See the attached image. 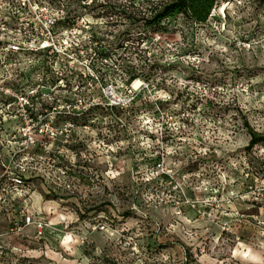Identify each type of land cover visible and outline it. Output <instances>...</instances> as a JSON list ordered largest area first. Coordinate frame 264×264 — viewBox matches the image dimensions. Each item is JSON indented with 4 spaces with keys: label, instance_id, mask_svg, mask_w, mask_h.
Returning <instances> with one entry per match:
<instances>
[{
    "label": "rangeland",
    "instance_id": "1",
    "mask_svg": "<svg viewBox=\"0 0 264 264\" xmlns=\"http://www.w3.org/2000/svg\"><path fill=\"white\" fill-rule=\"evenodd\" d=\"M52 1L90 20L95 41L50 64L67 72L58 105L73 109L49 123L75 129L39 136L63 157L32 161L29 206L56 230L30 246L79 264H264V144L247 149L246 125L264 134V0L152 26L163 0ZM8 101L0 93V147L12 153L25 126Z\"/></svg>",
    "mask_w": 264,
    "mask_h": 264
},
{
    "label": "built area",
    "instance_id": "2",
    "mask_svg": "<svg viewBox=\"0 0 264 264\" xmlns=\"http://www.w3.org/2000/svg\"><path fill=\"white\" fill-rule=\"evenodd\" d=\"M82 2L92 6L95 0ZM94 41L92 22L84 17L81 21H70L64 4L56 7L52 0H0V93L10 99L7 104L9 113L15 114L25 126L19 138L15 136L17 139L8 140L17 143L18 151L7 153L0 147V216L5 215L9 225L5 234L0 236L21 234L32 226L35 229L33 239L39 241L56 230L45 217L31 210L29 199L32 186L27 182V175L35 167L32 164L35 157L42 163L46 156H56L57 153V156H62L60 149L50 148L49 142L40 140V135H48L52 137L50 140H55L59 132L63 135L66 133L68 137V133L75 129L73 123H68L59 131L58 127L49 123L50 110L54 113L60 107L68 109L69 113L73 109L66 103L58 105L63 101L58 99L56 93L65 90L64 74L67 72L62 73L63 70L56 68L52 72L50 64L57 66L69 63L71 58L84 55V44ZM92 52L90 48L89 53ZM21 62L35 72L32 84H28V72L18 69ZM8 66L11 70L15 66V76L4 81L2 68ZM74 69L71 68L70 72ZM74 73L89 79L93 75L92 71L89 74ZM50 75L57 78L53 86L50 85ZM37 150L38 153L35 152ZM63 167L70 169L66 165ZM59 170L67 173L62 167ZM12 253L0 245V264L5 258L9 260L7 264H26L21 256Z\"/></svg>",
    "mask_w": 264,
    "mask_h": 264
},
{
    "label": "trees",
    "instance_id": "3",
    "mask_svg": "<svg viewBox=\"0 0 264 264\" xmlns=\"http://www.w3.org/2000/svg\"><path fill=\"white\" fill-rule=\"evenodd\" d=\"M218 0H166L161 1L157 8L151 10V14L146 20L148 26L157 25L170 17L184 15L196 23H205L208 21ZM250 135L248 150L255 146L264 144V134L254 130L246 122Z\"/></svg>",
    "mask_w": 264,
    "mask_h": 264
},
{
    "label": "crops",
    "instance_id": "4",
    "mask_svg": "<svg viewBox=\"0 0 264 264\" xmlns=\"http://www.w3.org/2000/svg\"><path fill=\"white\" fill-rule=\"evenodd\" d=\"M7 224L8 222L6 216L1 215L0 234H5L9 228V225L7 226ZM34 233L35 229L31 226L26 228L21 234L1 235L0 245L6 247L8 253L10 252L11 254L13 252L16 253V255L21 256L23 258V262L26 264H79L77 261H68L67 259L63 258L61 252H55L54 249H51L48 246L47 247L49 248V251H45L44 248L39 250L32 248L30 245L36 243L33 241ZM51 253L53 256H50ZM59 253H61V255ZM43 255H45V258H43ZM35 257L41 259L35 260ZM8 261L9 260L5 258V261L1 264H7Z\"/></svg>",
    "mask_w": 264,
    "mask_h": 264
},
{
    "label": "bare ground",
    "instance_id": "5",
    "mask_svg": "<svg viewBox=\"0 0 264 264\" xmlns=\"http://www.w3.org/2000/svg\"><path fill=\"white\" fill-rule=\"evenodd\" d=\"M140 84V80L135 82V86H138Z\"/></svg>",
    "mask_w": 264,
    "mask_h": 264
}]
</instances>
